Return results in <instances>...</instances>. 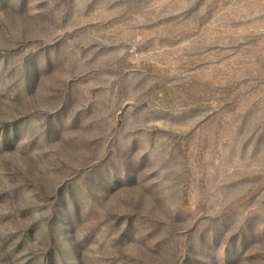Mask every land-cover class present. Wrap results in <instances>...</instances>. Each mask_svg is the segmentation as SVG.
I'll return each instance as SVG.
<instances>
[{
    "label": "rangeland",
    "instance_id": "obj_1",
    "mask_svg": "<svg viewBox=\"0 0 264 264\" xmlns=\"http://www.w3.org/2000/svg\"><path fill=\"white\" fill-rule=\"evenodd\" d=\"M0 264H264V0H0Z\"/></svg>",
    "mask_w": 264,
    "mask_h": 264
}]
</instances>
